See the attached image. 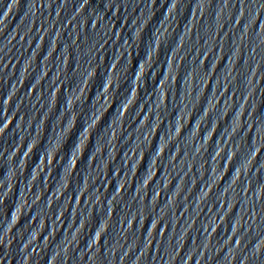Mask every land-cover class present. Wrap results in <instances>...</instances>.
I'll use <instances>...</instances> for the list:
<instances>
[{
    "label": "water",
    "instance_id": "95a60500",
    "mask_svg": "<svg viewBox=\"0 0 264 264\" xmlns=\"http://www.w3.org/2000/svg\"><path fill=\"white\" fill-rule=\"evenodd\" d=\"M0 264H264V0H0Z\"/></svg>",
    "mask_w": 264,
    "mask_h": 264
}]
</instances>
